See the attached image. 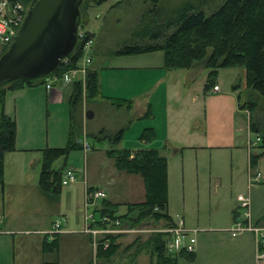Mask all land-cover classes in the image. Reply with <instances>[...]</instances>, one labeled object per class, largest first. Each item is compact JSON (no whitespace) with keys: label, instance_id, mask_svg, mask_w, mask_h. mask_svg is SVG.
<instances>
[{"label":"rangeland","instance_id":"rangeland-1","mask_svg":"<svg viewBox=\"0 0 264 264\" xmlns=\"http://www.w3.org/2000/svg\"><path fill=\"white\" fill-rule=\"evenodd\" d=\"M16 1L27 8L30 4V1L24 2L26 0ZM222 1L158 0L155 4L157 7H155L151 0H105L102 3H97V0H82L79 6L78 28L83 33L86 30L93 35L91 47H86L85 50L83 47L82 51H84L78 63L83 62L87 50L91 63L87 65V74L77 73L78 75H76L81 79L77 80L76 77L68 83L73 88L75 85L81 86V102L73 106H70L67 100L56 106L42 103L41 106H38L39 112L34 111L30 121L21 117L16 119L15 113L10 114L15 119L16 132L21 133L15 143L20 146L33 149H43L47 145L65 147L69 138L74 140L80 136L82 140L83 138L87 139L91 148L86 152L82 148L70 149L66 157V164L81 171L80 175L85 173L87 184L101 187L110 186L111 195L116 196L115 199L120 202L119 213L126 211V204L122 201L143 197V193L139 197L135 195L138 194L139 183L142 185L143 180L138 174L128 176L132 174L116 169L114 160L107 154V149L117 147L115 137L117 134L120 137L119 132H121L118 126L124 128V143H121L126 146H131L132 142L139 140L144 129L152 125L156 126L157 135L155 134L154 146L160 145L163 148L162 156L166 157L167 161L168 212L173 221L182 220L183 223L185 222L184 226L199 227L200 229L196 233L195 254L192 252L191 258L179 255L176 264H249L247 253L250 243L254 244L252 234L244 232L246 234L243 236L230 237L227 227H229L230 222L228 223V221L231 218L232 208H235L234 210L238 208L236 196L246 194L248 191L249 168L247 162L249 163V161L246 159L244 143L247 145V139L254 141L257 135L261 136V139L264 136V98L245 87V71L242 67L218 69L214 79L211 77V80L213 79L211 84H218L221 90L217 96H214L213 94L216 93L207 94L204 92L203 94L204 84L208 80V70L203 67L201 61L193 62L189 69H173L172 72H169L162 67L163 52L159 49L135 54H119L118 51L125 45L149 41V38L140 39L138 32L151 20L158 19L156 17L159 12L161 18L167 19L176 13L179 7L188 5L194 10L201 9L206 14H210ZM10 3L11 0H0V12L6 8V5L9 9ZM8 47L0 48V56ZM92 67L96 68L93 71H97L100 93L103 96L120 99L115 101L122 105H116L113 100L102 97L100 93L89 97L87 77L88 73L92 71ZM59 72L57 74L60 75ZM177 82L182 86L191 85V88L185 92L188 97L183 104H188L189 107L183 113V120L191 115L202 113L204 106L206 109L208 106L211 108L221 106L227 97L238 101V107L245 110L238 112L235 123L236 127L239 125L241 128L237 134L242 148L233 154L225 150L196 151L183 148V151L175 154L174 149L165 146L164 135L161 133L162 124L159 127L160 122L163 121V106L161 104L164 101L163 91L165 87L177 86ZM182 86H179V90L181 88L184 91ZM194 95L198 96V100L191 102V97ZM144 98L150 102L151 113L147 112L149 109L144 105ZM122 99L132 100V106ZM175 100L174 94L170 98V102L174 103ZM247 101L253 103L251 108ZM109 103L114 106L109 108ZM86 105L88 111L91 112L90 108L92 107L96 109V113L93 118L88 119V126L81 131L80 119L81 114L85 113ZM71 109L74 115L73 129L70 127L69 112ZM142 109L143 112H141ZM248 121L249 128L251 121L252 126L256 129L255 132H249V137ZM102 125L105 129L101 127ZM71 130H73L72 137L69 135ZM102 130H106L110 140L95 139V135L90 134L96 132L97 135ZM181 140L189 144L197 142L203 144V139L201 141L199 138L193 140L191 135H182ZM75 142L78 140L76 139ZM261 142L251 149L249 156H257L260 153L262 155L264 149L261 147ZM181 145L179 144L180 147ZM30 153L35 154L21 156L18 152H8L3 159L4 193L2 195L0 191V219L5 217L12 221L14 228H17L13 230L46 229L50 223L59 221L61 229L67 232L72 231L59 238L60 253L58 255L55 252H49V250H44V253L39 254L36 250L29 251L27 249L29 255L30 253L39 255L37 264L43 262L45 264L108 263L106 259L97 260L96 257L95 260L90 238L81 232L84 228L83 205H79L82 183L61 186L59 192L42 191L37 183L41 155L33 151ZM263 155L257 156L256 165L249 164L260 171L261 182H264L262 179L264 175ZM64 162V158H58L53 166L59 168ZM66 168L64 167L63 171ZM81 178L82 176L79 180ZM124 179L129 181L132 186L125 191ZM261 182L253 184L250 189L253 218H256L258 214H264V183ZM121 190L122 193H120ZM127 191L130 194H135L124 198ZM142 191L143 185L142 189L140 188V193ZM132 215L134 217L136 212ZM164 223V221H160L154 225L144 222L139 227L155 229L162 227ZM133 228L137 227L133 226ZM152 233L155 232L137 230L118 235L117 239L120 242L117 241L116 253L109 258V263L151 264L154 262V259L141 244ZM14 235H16L15 239L19 241L17 250L20 252V248L23 246V253H26L25 245L28 240L39 239L40 245H42V239L48 242L52 241L39 234ZM55 237L54 239H56ZM137 252L138 254H136ZM133 255H137L136 259L132 257ZM57 258L59 262H56Z\"/></svg>","mask_w":264,"mask_h":264},{"label":"trees","instance_id":"trees-1","mask_svg":"<svg viewBox=\"0 0 264 264\" xmlns=\"http://www.w3.org/2000/svg\"><path fill=\"white\" fill-rule=\"evenodd\" d=\"M28 1L31 3L32 0L24 2ZM104 1L97 0V3ZM151 1L157 7L155 4L158 0ZM153 17L156 16L153 15ZM161 17L159 12L156 17L158 19L151 20L138 32L140 39L149 38V41L125 45L118 53L135 54L159 49L163 52V67L168 70L189 69L193 62L201 61L203 62V67L208 70V80L204 84V89H208L209 85H212L211 82L218 69L242 67L245 71V87L257 92L264 98V0H223L210 14H206L201 9L194 10L191 6L182 5L169 18ZM84 35L85 38L80 42H76L66 61L62 62L53 71L54 73L59 71V73H62L77 67L85 42L92 40L93 34L85 30ZM46 77L47 75L35 79L19 78L0 86V191L2 195L4 193V155L7 152L18 150L15 146V120L4 109L6 94L9 90L32 85L38 79H41L39 82L43 83ZM211 77H213L212 80ZM87 92L89 97H94L100 93L96 71L88 73ZM81 94V86L75 85L70 106L81 102ZM107 98L113 100L116 105H122V103L115 101L120 99ZM122 100L131 104L130 100ZM247 104L250 105L249 108L253 106V103L249 101H247ZM70 116V127L73 129L74 115L72 109L70 110ZM250 130L256 131L251 121ZM72 132L73 130L69 132V135ZM121 132L119 133L121 134ZM152 133V127L146 128L140 134L139 139L149 140ZM97 135L103 137L106 135L105 138H110L104 130ZM119 140L120 137L117 134L115 137L116 143ZM73 141L69 138V142L65 147H46L41 149L42 157L38 185L42 191H60L64 165L61 168H55L53 165L58 158L62 157L66 160L70 149L82 148L79 141ZM261 141V147L264 149V136ZM107 154L114 160L116 169L129 174H138L142 177L144 198L140 202L125 203L126 211L123 213L118 212L120 203H112L108 199H102L99 207L94 208V212L100 216L107 215L112 219L119 218L121 222L128 226L137 227V225L139 226L144 222L156 225L160 221L165 222L163 226L173 224L174 221L167 212L166 157L160 155L158 150L153 147H142L134 152L131 151L129 146L122 148L111 147L107 149ZM257 156H260V154ZM257 156L250 155L251 164L256 165ZM135 212L136 215L133 217L132 214ZM89 238L91 244V236ZM106 238H108L109 246L105 248L102 245V241H99L95 248V260L96 257L97 260H108L116 253L118 240L113 235H107ZM101 240L104 239L102 238ZM164 242L165 233L155 232L148 235L141 243L146 252L154 259L151 264L177 263L178 255L167 253L164 249ZM43 245L44 250H52L57 248V240L54 239L48 242L44 239ZM180 255L191 258L193 253H184L182 251ZM136 256L133 255L132 257L136 259Z\"/></svg>","mask_w":264,"mask_h":264},{"label":"crops","instance_id":"crops-1","mask_svg":"<svg viewBox=\"0 0 264 264\" xmlns=\"http://www.w3.org/2000/svg\"><path fill=\"white\" fill-rule=\"evenodd\" d=\"M6 9H7V5H6V8L3 9V11H6ZM93 70H96V68L92 67V71ZM165 70H168V69H165ZM172 70H168V71L172 72ZM96 73H97V71H96ZM39 81H41V79L36 80L35 81L36 83H34L32 85L20 87V88L14 89V90H9L7 92L6 98H5L4 109L8 115H10L11 113H15L16 119H19L21 117V118L28 119V121H30L34 115V111L39 112L38 106H41L42 103H46L48 106H56V105L63 104V102H66V100H67L69 105H70V103L73 99V90H74V88L71 84H65L63 86H58L57 84H55V86H53L52 89L47 91L44 87V82L42 83ZM177 84L178 85L175 87H165V90L163 91L164 101L161 102V104L163 106L162 107L163 121H162V123L160 122L159 127L162 124L163 129H162L161 133L164 135L166 147L168 146V147H171L172 150L174 149L173 151L175 154L183 151V148H187L190 150H196V151H202L204 149L225 150V151H229L231 154H233L234 152H236L240 148H242V144L239 140V135L237 134V132L239 130H241V128H239V125H237V127H236L235 123L237 122L238 112H241L242 110H244V108L238 107V104H237L238 101L236 102V101H234L233 98L227 97L224 99L225 102L221 106H218L216 108L215 107L211 108L210 106H208V109H206V106H204L202 113L191 115L188 118L183 120V113L189 107L188 104H186V105L183 104V102L186 100V97H188L185 95V92L191 88V85H183L182 86V85H180L179 82H177ZM214 85H218V84H214ZM179 86L180 87L182 86V89L184 91H182L181 88L179 90ZM212 86H210V88H208V89H203V94H204V92L207 94L216 93L213 95L217 96L218 93H220L221 88L219 86L220 90L213 92ZM176 91H178V93H175ZM174 94H175L176 100L174 101V103H171L170 98L172 97V95L174 96ZM100 95L102 96L101 93H100ZM102 97H105V96H102ZM197 100H198L197 95H194L191 97V102H196ZM130 101H131V104L130 103L129 104H130V106H132L133 102H132V100H130ZM143 102H144V105L147 106L149 109V111H147V112L151 113V110L149 107L150 106L149 100H146V98H144ZM112 105H110V103H109L108 107L110 106L109 108H112ZM90 110L92 112L91 118H93L95 113H96V109L91 107ZM143 111L144 110L142 109L141 112H143ZM87 112H88V106L86 105L85 106V113L81 114V119H80L82 131H83V129H85V127L88 126L87 123H88L89 118L87 117ZM69 115H70V112H69ZM196 115H198V116H196ZM101 127H103V125ZM118 127H120V131H122V132L120 134V140L117 143V147L118 148L126 147V145L122 144V143H124V141H123L124 140V128L122 126H118ZM151 127H152V132H153L152 134H150L151 138L149 140L148 139H139L136 142L135 141L132 142V145L129 146L131 148L132 152H134L135 150L140 149L142 147L143 148L153 147V148L158 150L160 155H162L161 151H163L162 150L163 148L160 145L154 146V138L157 135V132H156L157 130L155 128L156 126L152 125ZM148 128H150V127H148ZM103 129H105V128L103 127ZM104 131L106 133V130H104ZM214 131H216V132H214ZM250 131L251 130L249 128V121H248V137H249ZM29 132H31V131H29ZM87 133H88V131H87ZM90 134L96 135V132H91ZM19 135H21V133L16 132L15 143L17 142V138H19ZM182 135H191L193 137V140L196 138H199L200 139L199 141H201L203 139L202 140L203 144H200L201 142H197V143H191L190 142L191 144L184 142V140H181ZM96 136H98V135H96ZM96 136H95V139H104V140L109 139L110 140V138H105L106 135L104 137L100 135L97 138H96ZM76 139L78 141L81 140L80 136H78V138H75L74 141H76ZM179 144H182L181 147L179 146ZM244 145L246 148V156H247L246 159H247V161H249V163L247 162L248 168H249L250 156H249V150L247 147L248 139H247V145L245 143H244ZM15 146L18 150H14V151H10V152H15V153L18 152V154H21V156H31L32 154H35V153H30L33 151V152H36L37 154H40L42 157L41 148L40 149H33V148H28L26 146H20L18 144H15ZM46 147H57V146L47 145ZM21 149H23V150H21ZM34 150H36V151H34ZM7 153H5V155ZM263 154H264V152L262 153V155ZM5 155H4V158H5ZM262 155L260 153V156H262ZM63 165H61L60 168L63 166V167H67V168L69 167V168L75 169L74 167H72V166L70 167L68 164H66V160L63 163ZM258 167H259V165H258ZM22 170H23V168H22ZM75 170L78 173V178L75 182H73L71 184H75V183L81 184L82 183V186H83L82 187V195H80L79 205H81V204L83 205V203L85 201L86 189L88 187H94V188L104 190V192L106 193V196H107L106 199H108L112 203H120L118 200L115 199L116 196H113V194L111 195L112 190L110 189V186L105 185V186L101 187V186H97L95 184H94L95 186L91 185V184H87L86 179H85V177H86L85 173H82V175H80L81 171H79L77 169H75ZM80 176H82L81 180H79ZM128 176H133V174L128 175ZM214 178L217 179L216 177H214ZM262 179L264 181V175H263ZM124 183L126 184L125 189H124V191H125L126 189L128 190V187H130L131 185H130V182L127 181L126 179H124ZM261 183H264V182H261ZM142 185H143V191L140 193V188L142 189ZM142 185L139 183L138 194H135V193L130 194V192L127 191V193L125 194L126 196L124 197V198H129L130 195H132V194H135L136 196L139 197V195L143 193L142 198H137L136 200L130 199L128 201H122V202L125 204V202L134 203V202L142 201L144 198V184H143V182H142ZM65 186H68V185H65ZM120 193H122V190L120 191ZM235 200H236V198H235ZM236 203H237V201H236ZM234 209L232 208L231 218L228 221V223L230 222L228 224L229 226L233 223V221L238 216L237 211ZM167 212H168V204H167ZM168 214H169V212H168ZM251 215H252V213H251ZM252 220L254 222L264 224V214H260V215L258 214V216L256 218H253V215H252ZM51 224L52 223H50V225ZM50 225L46 229H38V230L33 229V230L21 231V230H13V229H17V228H14L12 221H10L9 219H6L5 217H4V219H0V264H37V259H38L39 255L38 254L35 255L34 253H30V255H29L28 254L29 252H27V249H29V251H31V249L36 250V252H39V254H42V252L44 253V245H43L44 239H42L43 240L42 241L43 248H42V245H40V243H39V239L28 240V242H30V243L27 242V244L25 245L26 253H23V246H21L20 252H18V250H17V248H18L17 244L19 243V241H17L15 239L16 235H14V234H26V235H30V234H36L37 235V234H39V235H42L43 237H45V235L42 232L48 230L50 228ZM186 228L191 229L192 227H186ZM137 229L140 232H145L148 230V228L145 229V228H141L139 226H137ZM195 229H199V227H195ZM69 232H72V231L69 230L67 232L64 229H61V231L55 237L57 240V248H54L52 250L49 249V252H51V253L55 252L58 255V253H60L59 242H58L59 238L63 234H66ZM146 233H148V232H146ZM83 234H85V233H83ZM244 234H246V233H242V234H239L237 236H243ZM85 236L89 237L88 234H85ZM40 240H41V238H40ZM52 240H54V239H52ZM118 242H120V240H118ZM196 243H197V239H196ZM195 250H196V244H195ZM254 251H255V241H254V244L250 243L249 252L247 253V257L249 258V264H255L254 263ZM194 254H195V251H194ZM177 255L179 256L180 253H178ZM106 261H108V263H106V264H111V263H109L110 259H108ZM56 262H59L58 258H57ZM100 262H102V261H100ZM130 263H132V262H130ZM42 264H45V262H43ZM68 264H70V263H68ZM87 264H89V263H87ZM97 264H99V263H97ZM102 264H104V263L102 262Z\"/></svg>","mask_w":264,"mask_h":264},{"label":"built area","instance_id":"built-area-1","mask_svg":"<svg viewBox=\"0 0 264 264\" xmlns=\"http://www.w3.org/2000/svg\"><path fill=\"white\" fill-rule=\"evenodd\" d=\"M27 7L22 6L19 2L11 1L9 4V9L6 11L0 12V48L9 46L13 37L16 35L21 23L27 12ZM76 42H80L85 38L83 32L77 30L76 33ZM92 40H87L84 45V50L86 47H91ZM83 50V51H84ZM86 55L83 57V62L78 63L77 67L73 69L66 70L62 73L57 74L51 72L47 75L44 81V87L48 91L57 84L58 86H63L70 83L74 78L77 77V80H80L78 74L82 73L87 74V65L91 63L89 58V51L87 50ZM67 57L64 59L66 61ZM63 61V62H64ZM78 73V74H77ZM77 74V75H76ZM79 77V78H78ZM220 88L218 85L212 86V91H219ZM82 145V149L87 151L91 148L90 143L87 139L79 140ZM261 142L259 135L255 137V140L252 141L248 139V150L249 152L253 147ZM251 164V163H250ZM248 191L246 194H238L236 196V201L238 208L237 217L233 223L227 228L231 237H235L241 233L249 232L252 234L255 241V251H254V262L255 264H264V224L254 222L251 215V197L250 189L253 184L261 181L260 171L253 165L249 166L248 171ZM78 173L73 168H66L61 177V185L65 186L70 183H73L77 180ZM106 193L104 190L88 187L85 193V201L83 203V219H84V228L82 233L88 234L91 236V244L93 253L95 255L96 246L99 241H102V245L106 248L109 246L107 235L115 236L117 239L118 235L128 233V231L133 232L137 231V228L133 226L125 225L120 221L119 218L112 219L107 215L100 216L98 213L94 212L95 207H99L100 200L106 199ZM200 229L195 228H186L182 220L174 221L173 224L169 226H163L155 229H148L147 231L161 232L165 233V242L164 249L169 254H178L182 251L192 253L195 251L196 244V233ZM61 231V224L59 221H54L50 225V228L42 233L46 238L51 240ZM139 231V230H138ZM104 240H101V239ZM118 240V239H117Z\"/></svg>","mask_w":264,"mask_h":264},{"label":"water","instance_id":"water-1","mask_svg":"<svg viewBox=\"0 0 264 264\" xmlns=\"http://www.w3.org/2000/svg\"><path fill=\"white\" fill-rule=\"evenodd\" d=\"M82 0H32L12 43L0 57V86L55 71L76 44ZM92 117V112H87Z\"/></svg>","mask_w":264,"mask_h":264}]
</instances>
